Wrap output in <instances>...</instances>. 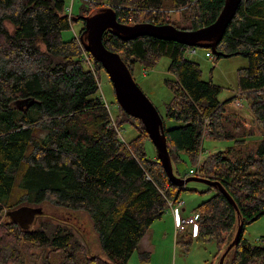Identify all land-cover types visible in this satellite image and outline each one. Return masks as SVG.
Instances as JSON below:
<instances>
[{
  "label": "trees",
  "instance_id": "obj_1",
  "mask_svg": "<svg viewBox=\"0 0 264 264\" xmlns=\"http://www.w3.org/2000/svg\"><path fill=\"white\" fill-rule=\"evenodd\" d=\"M224 3L105 0L89 3L81 16L107 4L121 23L198 29L213 23ZM177 12L181 17L174 21L171 14ZM71 22L65 0H0V264H21L18 246L28 242L61 253L56 264H127L136 250L146 259L142 237L185 190L169 180L157 156H147L143 139L149 137L142 122L118 104L117 115L110 112L98 92L101 64L92 58L94 69H88L79 36L61 37ZM102 42L120 54L132 74L136 63L150 67L162 56L170 59L168 70L175 79L168 82L173 97L164 118L178 125L167 128L161 117L174 175L186 174L178 170L186 163L182 153L191 160L190 168L196 165L206 137L232 141L200 158L198 174L223 186L238 215L215 186H209L214 194L192 212L198 215L197 238L214 239L219 260L238 224L244 230L264 214V0H241L216 46L247 59L237 70V90L262 134L252 148L247 146L254 134L226 114L229 100L218 99L220 88L204 81L199 64L189 58L194 48L151 36L123 39L109 31ZM221 57L213 55L214 60ZM125 121L140 131L129 143L118 134ZM44 201L83 210L104 257L87 254L70 229L50 222L29 230L10 220L1 223L4 210ZM44 264L55 263L45 258ZM224 264H264V239L253 242L242 234Z\"/></svg>",
  "mask_w": 264,
  "mask_h": 264
},
{
  "label": "rangeland",
  "instance_id": "obj_2",
  "mask_svg": "<svg viewBox=\"0 0 264 264\" xmlns=\"http://www.w3.org/2000/svg\"><path fill=\"white\" fill-rule=\"evenodd\" d=\"M65 1L68 6V13L72 17V22L69 28L61 32V37L64 41H69L76 35L79 36L81 30L84 28V21L79 18L82 15V8L88 7L91 2H105V0ZM106 6L107 4H105L104 7ZM179 17H181L180 12H177L176 15L171 14V18L174 21ZM181 23L183 24L182 26H188L187 21ZM6 26L10 31L12 30L11 25L6 24ZM208 50L209 49L200 47L191 49L189 52V58L199 64L201 78L204 81H212L220 88L218 99L221 102L229 100L225 107L226 114L230 116L233 115L234 121H237L242 129L254 134L248 139L247 149L248 147L252 148L256 145L257 141L261 139L262 134L257 123L249 113V107L245 96L239 94L237 90V70L246 66L247 59L242 55L235 54L214 60L213 56L209 58L206 55ZM169 63L170 59L165 56L160 57L157 62L150 67H144L139 63H136L134 64L132 74L135 83L163 118L166 104L169 103L173 97V91L168 82H172L175 79V76L168 70ZM97 79L99 94L105 101L106 106L108 105L107 107L110 112L116 116L118 106L115 93L109 77L103 68L97 70ZM235 96H239L240 105H235L233 102ZM208 120L210 121V119ZM164 121L167 128L178 125L177 122L166 118H164ZM120 126L119 135L127 143L140 135V131L130 122H122ZM143 143L146 154L149 158L157 155L155 145L149 138L143 139ZM231 144V140L206 137L201 145L202 150L199 154L198 161L200 162V158L206 157L209 153L223 150ZM181 158L186 162L178 165V170L182 172L187 170L193 164L191 160H188L185 153L181 154ZM183 187L185 190L180 193L178 199L183 200L184 205L185 203L188 205V210L185 216L194 215V213H192L194 208L214 194L213 190H209L208 185L200 182L190 181ZM29 206H41L43 209V214L35 219L30 229L40 227L44 221L58 225L62 228H68L79 240L87 254L104 257L97 235L93 230L92 223L83 210H72L61 206H54L48 201H44L39 205ZM168 210L172 215L174 227L172 209L169 207ZM6 212L7 210H4L1 215V223L4 224L9 221V218L5 215ZM167 213L168 212H166V214ZM181 216L184 217L182 213ZM242 234L245 238L253 242L264 239V214L255 221L246 224ZM233 235L234 233H232L230 237L231 240L234 238ZM155 242L156 248L147 252L148 258L142 259L139 257L138 251L136 250L130 255L127 264H218V260L215 259L218 246L214 239L203 241L199 238H192L189 240L177 237L176 240H172L165 236H158L157 241L155 239ZM18 248L21 264H44L45 258H47L50 263L56 264L61 257V253L55 252L47 247H39L31 242L20 243ZM231 258V254L228 255L227 261H230Z\"/></svg>",
  "mask_w": 264,
  "mask_h": 264
},
{
  "label": "water",
  "instance_id": "obj_3",
  "mask_svg": "<svg viewBox=\"0 0 264 264\" xmlns=\"http://www.w3.org/2000/svg\"><path fill=\"white\" fill-rule=\"evenodd\" d=\"M240 2L241 0H225L223 8L215 21L198 29H180L171 24H125L118 20L116 12L112 7H102L90 15L80 16L84 21V30L78 37L84 50L92 56L94 61L99 62L106 71L112 84L117 104L125 113L142 122L149 139L155 145L156 156L169 180L174 185L180 187H183L190 181L218 187L233 205L237 215L238 209L233 199L218 181H211L200 176L180 178L174 175L161 115L135 83L131 71L122 60L120 54L104 46L102 35L105 31H109L123 39L151 36L158 39L175 41L192 48H206L216 57H229L232 54L219 52L216 46L221 40ZM42 214L43 209L41 206L29 205H23L6 212L9 220L16 223L23 230H29L35 219ZM242 232L243 224L239 223L234 238L219 257L218 264H224L226 255L239 242Z\"/></svg>",
  "mask_w": 264,
  "mask_h": 264
},
{
  "label": "built area",
  "instance_id": "obj_4",
  "mask_svg": "<svg viewBox=\"0 0 264 264\" xmlns=\"http://www.w3.org/2000/svg\"><path fill=\"white\" fill-rule=\"evenodd\" d=\"M106 7H111V6H106ZM78 38V37H77ZM79 41V38H78ZM80 47L82 49L83 52V58L85 61V64L87 66L88 69H90L91 71H93V60H92V56L84 50L82 44L80 43ZM209 58H211L213 56V54L211 53V51L208 50L207 54H206ZM239 96H235L234 97V103L235 105H240V101H239ZM210 121L207 119H205V123L208 124ZM119 134V131H118ZM120 136V135H119ZM200 162L198 161L196 163V165L192 168H190L186 174L183 176L184 178L189 177V176H199L198 174V168H199ZM170 209H172V213L174 216V233L177 236L178 234H183V232H189L190 237H196L198 235V223H197V218L198 215L194 214V215H189V216H181V211L182 208H184V201L181 199H178L176 201H169L168 202Z\"/></svg>",
  "mask_w": 264,
  "mask_h": 264
},
{
  "label": "crops",
  "instance_id": "obj_5",
  "mask_svg": "<svg viewBox=\"0 0 264 264\" xmlns=\"http://www.w3.org/2000/svg\"><path fill=\"white\" fill-rule=\"evenodd\" d=\"M249 113L251 115L250 109H249ZM189 169L190 167L187 170ZM187 170H184V173H186ZM187 210H188V205L185 203L184 208L181 213L185 216L187 213ZM167 212L168 213L167 214L165 213L162 216V218L155 220L150 226V228L146 231V233L144 234V236L142 237L140 241L141 250L146 251V252H150L151 250H154L156 248L155 239L157 241L158 236H165L167 238H171L172 240H176V235L174 233V227H173V218H172L170 211L168 210ZM197 236L193 238H197ZM177 237H181L183 239H189V240L192 239L189 233L179 234Z\"/></svg>",
  "mask_w": 264,
  "mask_h": 264
},
{
  "label": "bare ground",
  "instance_id": "obj_6",
  "mask_svg": "<svg viewBox=\"0 0 264 264\" xmlns=\"http://www.w3.org/2000/svg\"><path fill=\"white\" fill-rule=\"evenodd\" d=\"M186 233H189V232H187V231H186V232H183V234H186ZM178 235H179V234H178ZM178 235H177V236H178ZM177 236H176V237H177Z\"/></svg>",
  "mask_w": 264,
  "mask_h": 264
}]
</instances>
